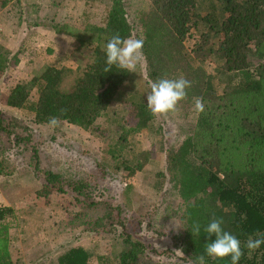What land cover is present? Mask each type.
<instances>
[{"label":"trees","instance_id":"obj_1","mask_svg":"<svg viewBox=\"0 0 264 264\" xmlns=\"http://www.w3.org/2000/svg\"><path fill=\"white\" fill-rule=\"evenodd\" d=\"M127 9L124 0H110L105 24L97 28L88 25L85 30L93 39L86 44L79 37L82 48L89 51L85 69L45 65L34 71L29 83L11 91L6 105L18 109L28 107L35 113L34 123L39 125L49 124V118L56 116L59 121L89 129L107 114L119 96L127 94L134 123L128 125L124 120V132L109 147L106 160L119 159L116 168L130 174L143 170L151 159V152H140L131 159L128 139L154 118L147 108L146 90L130 84L133 72L115 65L110 72L104 71V49L114 34L119 33L122 38H143L149 83L182 75L191 82L185 99L190 102L200 97L204 104L192 133L179 147L166 151L165 169L172 187L163 194L162 208L180 226L178 231L171 230L172 240L193 262L204 254L206 243L215 239L214 235L209 237L203 232V226L215 216L223 219L225 231L240 239L244 255L239 264H264V244L251 255L244 248L249 236L257 238V233L264 234V0H150L146 11ZM206 61L216 64L214 74L209 72L212 65L205 70ZM8 67V55L0 50V76ZM216 77L224 80L221 92L219 85H215ZM126 88L130 89L128 93L124 92ZM35 89L38 98L31 102ZM62 109L66 111L62 113ZM13 128L0 116V137L3 135L0 186L4 189L11 186L8 179L13 176L8 168V152L30 141L16 134ZM31 153L36 165L34 171L41 172L42 178L33 190L37 197L69 192L76 203L88 210L96 211L103 206L95 200L90 180H78L64 172L40 171L36 147ZM177 198L181 203L176 202ZM121 206L115 208L119 210ZM14 213L12 207L0 205V264H16L11 251L12 224L7 220ZM106 215L93 225L102 227L109 218L108 226L122 227L125 237L116 255L117 264H142L146 246L132 238L126 217L114 222L111 215ZM194 222L202 225L199 236L191 233ZM149 226L153 228L154 222ZM156 229L164 232L165 226L163 230ZM91 258L90 251L75 246L58 257V264H89ZM98 258L101 264H113L106 256ZM205 261L206 264H231L230 258L205 256Z\"/></svg>","mask_w":264,"mask_h":264},{"label":"rangeland","instance_id":"obj_2","mask_svg":"<svg viewBox=\"0 0 264 264\" xmlns=\"http://www.w3.org/2000/svg\"><path fill=\"white\" fill-rule=\"evenodd\" d=\"M124 1L130 12L146 11L150 5V0ZM109 6L110 0H0V50L7 53L9 63L0 76V116L5 124L14 126L16 134L30 140L8 152V168L13 174L8 179L11 186L7 189L0 186V205L12 207L15 212L7 220L12 224L11 251L16 264H58V257L75 246L92 253L89 264H101L98 258L101 256L117 264L116 255L125 237L122 227L108 226L109 218L102 227L93 225L106 213L114 222L126 217L132 238L146 246L142 264H193L172 240L171 230L178 231L180 226L165 214L162 205L164 192L172 187L165 169L166 151L179 147L192 133L198 116L194 101H180L175 112L154 116L146 128L129 136L131 159L140 152H151L148 164L134 174L117 169L119 159L106 160L109 147L124 132V120L128 125L134 123L127 94L119 96L107 114L89 129L65 121L56 127L39 125L34 123L35 113L28 107L6 105L11 91L29 83L34 71L45 65L85 69L89 51L82 48L79 37L86 44L93 39L85 30L88 25L102 27ZM204 67L214 74L216 64L206 61ZM133 74L130 84L143 86L147 97L150 83L146 59ZM221 79L215 80L219 92L224 85ZM129 90L126 88L124 92ZM37 98L35 89L29 101ZM33 147L39 153L40 171L64 172L78 180H90L95 200L103 206L96 211L88 210L76 203L69 192L37 197L33 190L42 178L41 172L34 171L36 165L30 155ZM176 202L181 203L179 198ZM117 205L123 206L118 210ZM150 222H154L153 228ZM164 226V232L156 229L163 230Z\"/></svg>","mask_w":264,"mask_h":264},{"label":"clouds","instance_id":"obj_3","mask_svg":"<svg viewBox=\"0 0 264 264\" xmlns=\"http://www.w3.org/2000/svg\"><path fill=\"white\" fill-rule=\"evenodd\" d=\"M144 40L129 36L122 38L119 33L114 34L105 46L106 67L105 72H110L113 65L128 72H135L138 65H141L145 56L143 53ZM191 87V82L184 76L178 78H161L150 82V92L147 94V108L154 116L167 115L177 110L180 101L187 97V89ZM194 110L196 113L204 111L203 100L200 97H194ZM64 109L61 110L63 113ZM48 123L52 127L59 125V118L52 116ZM224 221L222 218L213 216L209 223L203 226V232L207 236H215L205 245L204 254L198 255L193 264H206L205 256L211 259L230 258L231 264H239L244 252L241 247V241L232 233L222 228ZM202 225L198 222L192 224L191 233L193 236H199ZM257 238L249 236L244 242V248L248 254L256 251L264 244V234L257 233Z\"/></svg>","mask_w":264,"mask_h":264}]
</instances>
